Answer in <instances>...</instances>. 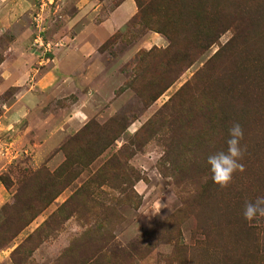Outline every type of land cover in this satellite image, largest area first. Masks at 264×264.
Returning a JSON list of instances; mask_svg holds the SVG:
<instances>
[{
    "label": "rangeland",
    "instance_id": "obj_1",
    "mask_svg": "<svg viewBox=\"0 0 264 264\" xmlns=\"http://www.w3.org/2000/svg\"><path fill=\"white\" fill-rule=\"evenodd\" d=\"M21 1L14 24L28 29L19 41L30 54L38 0ZM123 1L54 0L44 39L55 54L84 22L66 29L79 10ZM132 1L135 14L98 48L101 74L64 99H82L81 126L59 145L0 143V264H264V217L243 216L264 196V0ZM3 77L0 114L16 92ZM233 123L244 171L220 189L207 157L227 150Z\"/></svg>",
    "mask_w": 264,
    "mask_h": 264
},
{
    "label": "crops",
    "instance_id": "obj_2",
    "mask_svg": "<svg viewBox=\"0 0 264 264\" xmlns=\"http://www.w3.org/2000/svg\"><path fill=\"white\" fill-rule=\"evenodd\" d=\"M13 1L22 4L13 10L7 8L3 0L0 2V13H8L9 23V25H3L0 18V33H8L7 28L11 30L10 32L15 31L12 41L2 51L0 74L6 76L2 81L16 87L15 94L2 104L0 143L11 139L12 144H17L25 139L33 138L36 143L42 140L40 146L50 144L51 139L59 145L65 136L72 134L81 126L85 115L80 106L82 101L80 97L66 102L64 99L76 94L79 85L82 86L84 82H89L96 75L101 74L98 48L125 26L135 14L136 6L132 0H124L107 13H97L98 9L91 12L81 9L73 19L67 21L66 29L69 30L82 17L84 22L78 29H74L71 35L64 36L65 41L60 44L55 54L54 47L48 53H44L31 44L30 55L19 41L22 34H28V29L22 31L15 28V24L19 22L16 21L19 19V14L27 13L29 3L26 0L24 3L21 0ZM30 26L33 29L31 20ZM33 38L34 30H31L32 42ZM14 60H17L15 66L24 68L26 72L19 82L15 75L12 77L10 74L12 67L10 69L9 67L14 65L12 64ZM46 67L48 70L44 74L38 76L39 73L38 75L33 73L34 78L26 83L31 75L29 70L37 71ZM58 100H62L63 105L53 109L54 103ZM57 112H61L63 118L56 121L53 117ZM46 129L48 131H45ZM43 131L46 132L45 136L39 137ZM7 136L9 138L4 139ZM5 163V160L0 159V171L4 169ZM3 190L0 185V201H2Z\"/></svg>",
    "mask_w": 264,
    "mask_h": 264
},
{
    "label": "clouds",
    "instance_id": "obj_3",
    "mask_svg": "<svg viewBox=\"0 0 264 264\" xmlns=\"http://www.w3.org/2000/svg\"><path fill=\"white\" fill-rule=\"evenodd\" d=\"M243 137L242 126L239 123H233L228 129L227 150L207 157L212 181L220 189H227L233 182L234 174L237 171H244V165L241 163L246 150L241 145ZM157 206L162 208L166 205L158 204ZM243 216L248 222L254 221L257 217H264V196L257 197L254 202H246Z\"/></svg>",
    "mask_w": 264,
    "mask_h": 264
},
{
    "label": "built area",
    "instance_id": "obj_4",
    "mask_svg": "<svg viewBox=\"0 0 264 264\" xmlns=\"http://www.w3.org/2000/svg\"><path fill=\"white\" fill-rule=\"evenodd\" d=\"M54 0H38V6L31 12V22L34 30L33 47L38 48L44 53L51 49L49 42H45L44 35L46 30L45 9L53 4Z\"/></svg>",
    "mask_w": 264,
    "mask_h": 264
}]
</instances>
